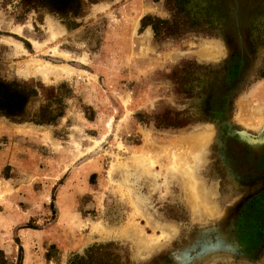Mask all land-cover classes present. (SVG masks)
<instances>
[{
    "label": "rangeland",
    "instance_id": "obj_1",
    "mask_svg": "<svg viewBox=\"0 0 264 264\" xmlns=\"http://www.w3.org/2000/svg\"><path fill=\"white\" fill-rule=\"evenodd\" d=\"M38 2L0 0V264H264V0Z\"/></svg>",
    "mask_w": 264,
    "mask_h": 264
},
{
    "label": "trees",
    "instance_id": "obj_2",
    "mask_svg": "<svg viewBox=\"0 0 264 264\" xmlns=\"http://www.w3.org/2000/svg\"><path fill=\"white\" fill-rule=\"evenodd\" d=\"M35 1H39L38 4H40L42 7L45 8L48 7V9L51 12H54L58 15L67 16L69 13H74L76 8L74 6L78 5L80 0H47V1L35 0ZM88 1H93V0H88Z\"/></svg>",
    "mask_w": 264,
    "mask_h": 264
},
{
    "label": "bare ground",
    "instance_id": "obj_3",
    "mask_svg": "<svg viewBox=\"0 0 264 264\" xmlns=\"http://www.w3.org/2000/svg\"><path fill=\"white\" fill-rule=\"evenodd\" d=\"M46 66H47V65H46ZM47 67H49V66H47ZM43 68H44V67H43ZM45 68H46V67H45ZM40 69L42 70V68H40ZM48 70H50V69H48ZM53 71H54V70H53ZM41 72H42V71H41ZM41 72H40V73H41ZM44 72H45V71H44ZM50 72H51V71H50ZM37 73H38V72H37ZM53 73H54V72H53ZM45 74H47V73H45ZM50 74H51V73H50ZM58 74H60V73H58ZM58 74H57V75H58ZM48 75H49V74H48ZM55 75H56V74H55ZM42 76H43V75H42ZM195 191L197 192V190H195ZM196 195H197V194H196Z\"/></svg>",
    "mask_w": 264,
    "mask_h": 264
}]
</instances>
